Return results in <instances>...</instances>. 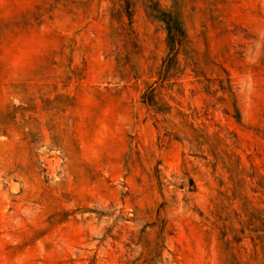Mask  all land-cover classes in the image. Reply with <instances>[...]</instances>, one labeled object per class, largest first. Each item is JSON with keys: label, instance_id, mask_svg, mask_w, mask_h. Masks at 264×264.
Returning a JSON list of instances; mask_svg holds the SVG:
<instances>
[{"label": "rangeland", "instance_id": "374dc122", "mask_svg": "<svg viewBox=\"0 0 264 264\" xmlns=\"http://www.w3.org/2000/svg\"><path fill=\"white\" fill-rule=\"evenodd\" d=\"M0 264H264V0H0Z\"/></svg>", "mask_w": 264, "mask_h": 264}, {"label": "trees", "instance_id": "16d2710c", "mask_svg": "<svg viewBox=\"0 0 264 264\" xmlns=\"http://www.w3.org/2000/svg\"><path fill=\"white\" fill-rule=\"evenodd\" d=\"M169 27H168V38H169V43L171 45V57H169V61L172 58L176 57V54L178 52V49L176 48V41H177V33L182 32L181 31V25L179 20H173L171 19L168 21ZM167 61V63L169 62Z\"/></svg>", "mask_w": 264, "mask_h": 264}]
</instances>
